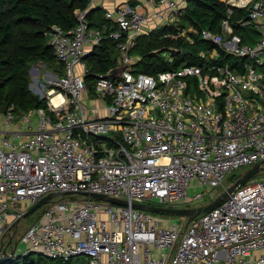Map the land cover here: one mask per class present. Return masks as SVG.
<instances>
[{
  "label": "built area",
  "instance_id": "built-area-1",
  "mask_svg": "<svg viewBox=\"0 0 264 264\" xmlns=\"http://www.w3.org/2000/svg\"><path fill=\"white\" fill-rule=\"evenodd\" d=\"M187 1L146 0L150 13L106 10L115 26L108 32L116 43L114 66L127 65L116 77L96 71L92 90L86 58L104 29L76 9L74 27L55 24L48 31L63 68L41 93L45 106L20 113L0 106V237L42 196L55 194L19 235L26 247L16 245L17 252L64 260L84 255L88 264H264V177L236 186L188 223L179 215L165 223L131 205L202 204L233 182H224L231 171L264 165V0H222L220 31L180 26ZM150 20L152 28L174 24L175 36L194 43L197 33L214 46L197 50L203 64L137 71L131 48L151 29ZM246 25L259 32L253 43L235 31ZM162 54L173 61L172 52ZM100 110L106 113L97 115Z\"/></svg>",
  "mask_w": 264,
  "mask_h": 264
},
{
  "label": "trees",
  "instance_id": "trees-1",
  "mask_svg": "<svg viewBox=\"0 0 264 264\" xmlns=\"http://www.w3.org/2000/svg\"><path fill=\"white\" fill-rule=\"evenodd\" d=\"M89 6V0H0V106L12 105L16 113L45 106V99L30 88V64L39 60H56L47 33L55 24L66 30L74 27L77 23L76 9L85 10L90 26H94L93 9ZM240 13L244 11L240 10L236 15ZM225 16L226 4L222 0H188L178 24L220 31L221 20ZM97 24L105 28L104 37L86 58L91 68L86 76L91 90L94 73L108 71L117 63L116 43L108 36L109 30L115 27L114 23L104 19ZM244 28L235 27V31L241 33ZM177 30L174 24H164L140 34L131 48V52L138 56L136 70L156 74L185 63L203 64L196 55L197 50L200 47L211 48L214 44L197 33L193 34L194 43H190L183 36H175ZM184 48L190 52L183 53ZM163 51L172 52L173 61L166 60ZM62 68L60 64V71ZM242 170H236L231 181ZM74 258L79 256L64 260L49 258L39 252L23 254L16 251L0 264H88L85 259L81 263H73Z\"/></svg>",
  "mask_w": 264,
  "mask_h": 264
},
{
  "label": "water",
  "instance_id": "water-1",
  "mask_svg": "<svg viewBox=\"0 0 264 264\" xmlns=\"http://www.w3.org/2000/svg\"><path fill=\"white\" fill-rule=\"evenodd\" d=\"M183 53L189 52V49L184 48L182 49ZM126 63H123L118 66L111 67L108 70V73L114 77L116 76H121L122 71L124 67L126 66ZM6 105H1V111L5 112L6 110ZM264 170V165L260 164L259 162L254 163L253 165L249 166L246 168L243 172L238 173L235 180L227 186L225 190H223L221 193H219L216 197H214L212 200L207 201L202 204L194 205V206H182V207H174V206H164L160 204H153V203H148V202H137V201H132L131 205L133 207L139 208V209H144L148 210L151 212L155 213H164L168 215H179V216H185L186 217V222L188 223L191 221L194 217L197 215L207 212L211 210L213 207L216 205L220 204L225 197L228 195L230 191L235 189L236 186L243 184L250 180L251 178L255 177L259 173H261ZM83 194L85 195H90L94 198L97 199H105L109 200L114 203H119V204H128L129 201L127 199L123 198H117L113 196H108L104 193L101 192H95V191H82ZM54 193H48L44 196H42L39 200H37L34 204H32L29 208H27L25 211L21 213L9 226V229H16L22 218L28 214H31L32 212L35 211L36 208L40 206H44L45 203L52 197L54 196ZM12 237L10 238L9 242H11ZM1 253H0V262H3L14 254V249L16 247L13 246L9 251L6 250V246H3V241L0 244ZM32 252V251H31ZM36 252V251H33Z\"/></svg>",
  "mask_w": 264,
  "mask_h": 264
},
{
  "label": "rangeland",
  "instance_id": "rangeland-1",
  "mask_svg": "<svg viewBox=\"0 0 264 264\" xmlns=\"http://www.w3.org/2000/svg\"><path fill=\"white\" fill-rule=\"evenodd\" d=\"M154 26V25H152ZM149 27L150 28H152ZM242 35L248 34L249 37L245 38V41L249 43H253L258 39L259 32L256 29L254 25H246L244 29L241 31ZM137 64L134 63L133 66L137 68ZM29 74H30V88L38 94L40 98L47 99L46 96H42V94H45L46 88L50 86L52 82H55L58 76L60 75V64L57 62V60H54L52 62H47L45 60H39L36 62H33L30 64L29 67ZM42 93V94H41ZM98 103V101H97ZM106 113V110H100L96 114L97 115H102ZM247 167H243L242 172L246 169ZM238 170V169H237ZM231 171L225 178L224 182L226 184H229L231 180L233 179V173L235 172ZM258 178L264 177V173L257 175ZM236 178V177H235ZM197 190H201V187H199ZM190 193L193 194L194 191L190 190ZM82 198H85V196H82ZM153 201V200H152ZM208 200L202 199L200 202H207ZM156 202V201H153ZM20 206H25L22 202H20ZM50 207V202H47L46 205L40 206L35 209L34 212L31 214H28L24 216L21 220V223L16 227V229H13L11 231L4 229L5 233L1 234L2 237H0V244L3 241V246H6V250L9 251L13 246H15V243L17 245V248L23 249L26 247V244L22 242L20 238V234L27 229L34 221H36L43 213ZM158 216V219H160L162 222L169 223L170 221L174 220L177 218V215H168L164 213H155ZM12 217H8L7 221L11 220ZM7 228V227H6ZM11 242H9L10 238ZM18 251L14 249V252ZM83 259H86V256L80 255L79 258H74L73 263H81Z\"/></svg>",
  "mask_w": 264,
  "mask_h": 264
},
{
  "label": "crops",
  "instance_id": "crops-1",
  "mask_svg": "<svg viewBox=\"0 0 264 264\" xmlns=\"http://www.w3.org/2000/svg\"><path fill=\"white\" fill-rule=\"evenodd\" d=\"M89 1H90L89 8L93 9L92 11L93 16H91L92 21L96 22L94 27H99L103 29L105 28V26L100 27V25L97 23H102L104 19H108L105 16L106 10H113L119 6H128V7H135V8H138V9H141L143 11H147L150 13L152 9H154V7L149 6L147 4L146 0H89ZM156 7H163V6L157 5ZM101 10L102 12H100ZM154 24H155V20H150V22L146 25V28L149 29V27H151ZM136 58H138V56Z\"/></svg>",
  "mask_w": 264,
  "mask_h": 264
},
{
  "label": "flooded vegetation",
  "instance_id": "flooded-vegetation-1",
  "mask_svg": "<svg viewBox=\"0 0 264 264\" xmlns=\"http://www.w3.org/2000/svg\"><path fill=\"white\" fill-rule=\"evenodd\" d=\"M20 223H21V221H20ZM20 223H19V224H20ZM19 224H18V225H19Z\"/></svg>",
  "mask_w": 264,
  "mask_h": 264
},
{
  "label": "bare ground",
  "instance_id": "bare-ground-1",
  "mask_svg": "<svg viewBox=\"0 0 264 264\" xmlns=\"http://www.w3.org/2000/svg\"><path fill=\"white\" fill-rule=\"evenodd\" d=\"M55 99H57V98H55Z\"/></svg>",
  "mask_w": 264,
  "mask_h": 264
}]
</instances>
